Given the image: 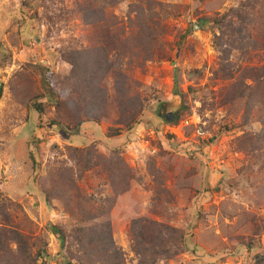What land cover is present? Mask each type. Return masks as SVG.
Instances as JSON below:
<instances>
[{
  "label": "rangeland",
  "instance_id": "rangeland-1",
  "mask_svg": "<svg viewBox=\"0 0 264 264\" xmlns=\"http://www.w3.org/2000/svg\"><path fill=\"white\" fill-rule=\"evenodd\" d=\"M137 223L151 264H264V0H0V253L138 264Z\"/></svg>",
  "mask_w": 264,
  "mask_h": 264
},
{
  "label": "trees",
  "instance_id": "trees-1",
  "mask_svg": "<svg viewBox=\"0 0 264 264\" xmlns=\"http://www.w3.org/2000/svg\"><path fill=\"white\" fill-rule=\"evenodd\" d=\"M64 57V56H63ZM65 60L70 63V65L75 68L77 65L75 62H70L71 60L67 57H64ZM77 69V68H75ZM42 86L46 89V91L50 90L51 92V85L46 81L44 73H42ZM35 107V106H34ZM35 109L39 112H41V107L36 106ZM158 116H160L161 119H165L164 115L161 116L160 112L158 111ZM56 123H52L53 127H56ZM47 198V197H46ZM48 202V200H47ZM68 210V209H67ZM70 211V210H68ZM84 215L86 213L84 212ZM145 222V221H144ZM146 223V222H145ZM146 225V224H145ZM150 228V225H148ZM144 225L142 224H134L133 227V233H134V238L137 239V245L135 246L137 257H138V264H151V262H148L147 257L144 255L145 251L147 250H154L157 246H161L163 251L162 253H166L165 248L162 246L168 239L166 236H161L162 230L161 227H158L156 225H152L151 223V228L149 229L150 233V239H146L145 232L143 230ZM57 228H53L55 230V234L58 235V239L61 248L64 247L65 243V235L63 234L61 229H58L56 232ZM163 234L167 235L170 238V241L174 243L177 240L173 239V235H176L178 239L182 238L183 235H179L176 230L170 229L167 226L164 229ZM148 235V234H147ZM166 238L164 243L163 239ZM15 239L17 241H23V238L19 235L16 234ZM1 242L4 243L2 240ZM75 245L77 246V250H70L69 249V254L70 257L69 259L75 260L76 264H121V254L118 251L117 247L113 243V240L109 234V228L108 232L102 233L99 232L98 234H95L94 237H91L90 239L86 240V237L79 239L75 242ZM21 251H28L27 249H19L16 253H11L7 249H4L2 253H0V264H22V262H29V256H24ZM183 251L185 252V248H183ZM176 254V251L172 253V256ZM157 252H154V256H156ZM163 256V255H162ZM161 257V256H159ZM170 257V256H169ZM72 262H68L67 264H71Z\"/></svg>",
  "mask_w": 264,
  "mask_h": 264
},
{
  "label": "water",
  "instance_id": "water-1",
  "mask_svg": "<svg viewBox=\"0 0 264 264\" xmlns=\"http://www.w3.org/2000/svg\"><path fill=\"white\" fill-rule=\"evenodd\" d=\"M175 108V111H172V109ZM180 109V103L173 100L166 104L165 110H164V118L167 122H171L174 119L175 113Z\"/></svg>",
  "mask_w": 264,
  "mask_h": 264
},
{
  "label": "clouds",
  "instance_id": "clouds-1",
  "mask_svg": "<svg viewBox=\"0 0 264 264\" xmlns=\"http://www.w3.org/2000/svg\"><path fill=\"white\" fill-rule=\"evenodd\" d=\"M175 110H176L175 108L172 109V111H175Z\"/></svg>",
  "mask_w": 264,
  "mask_h": 264
}]
</instances>
